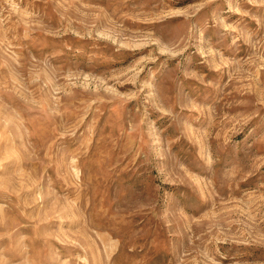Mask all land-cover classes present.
Listing matches in <instances>:
<instances>
[{"label":"rangeland","instance_id":"374dc122","mask_svg":"<svg viewBox=\"0 0 264 264\" xmlns=\"http://www.w3.org/2000/svg\"><path fill=\"white\" fill-rule=\"evenodd\" d=\"M0 264H264V0H0Z\"/></svg>","mask_w":264,"mask_h":264}]
</instances>
